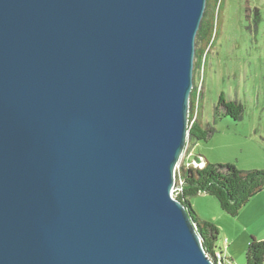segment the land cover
<instances>
[{
  "label": "water",
  "instance_id": "1",
  "mask_svg": "<svg viewBox=\"0 0 264 264\" xmlns=\"http://www.w3.org/2000/svg\"><path fill=\"white\" fill-rule=\"evenodd\" d=\"M205 2L0 0V264H215L172 196Z\"/></svg>",
  "mask_w": 264,
  "mask_h": 264
},
{
  "label": "rangeland",
  "instance_id": "2",
  "mask_svg": "<svg viewBox=\"0 0 264 264\" xmlns=\"http://www.w3.org/2000/svg\"><path fill=\"white\" fill-rule=\"evenodd\" d=\"M213 31V42L192 74L202 126H211L213 132L207 139L189 140L179 164L191 166L193 157L202 155L209 163L264 168V0H221ZM221 93L242 105L241 117L214 114ZM190 204L217 227L213 254L220 253L222 264H243L249 237L264 239V189L235 216L222 212L216 199L204 194Z\"/></svg>",
  "mask_w": 264,
  "mask_h": 264
},
{
  "label": "trees",
  "instance_id": "3",
  "mask_svg": "<svg viewBox=\"0 0 264 264\" xmlns=\"http://www.w3.org/2000/svg\"><path fill=\"white\" fill-rule=\"evenodd\" d=\"M220 4L221 0L205 2L203 16L195 36L194 71L199 67L206 49L211 46L216 35L213 31V19L215 8L217 6L219 9ZM198 98L197 89L193 87L189 101L191 109L188 115V141L207 139L213 132L211 126H202ZM215 103V115L221 111L235 119L241 117L242 105L234 100H227L222 93ZM193 115L195 118L190 124ZM201 157L204 159V165L201 168L180 164L178 177L181 180V188L175 194V198L185 206V210L197 228L205 252L212 258L218 229L213 223L197 215L190 204V199L198 193H204L215 198L223 212L235 216L250 198L264 189V168L239 169L231 163H209L202 155ZM263 263L264 239L250 236L247 240L244 264Z\"/></svg>",
  "mask_w": 264,
  "mask_h": 264
},
{
  "label": "built area",
  "instance_id": "4",
  "mask_svg": "<svg viewBox=\"0 0 264 264\" xmlns=\"http://www.w3.org/2000/svg\"><path fill=\"white\" fill-rule=\"evenodd\" d=\"M196 83H195V81H194V87H196V89H197V84L195 85ZM198 92V91H197ZM194 118H195V115H193V117H192V119L190 120V124L192 123V121L194 120ZM187 144H188V141L186 142V145H185V148H184V150H183V152H182V154H181V157H180V160H181V158H182V156H183V154H184V152H185V150H186V148H187ZM180 160H179V162H180ZM179 162H178V164H177V167H176V169H178L179 168ZM204 165V160L202 159V157L201 156H196V157H193V161H192V164H191V166H194V167H197V168H201L202 166ZM186 166H188V164L186 165ZM176 180H177V183H176ZM178 184V185H177ZM180 184H181V180L179 179V177H178V174H176V176H175V184H174V187H173V190H172V194L174 195V194H176L177 192H178V190L181 188L180 187ZM172 195V196H173ZM208 255V254H207ZM209 256V255H208ZM211 258V257H210ZM209 258V259H210ZM211 260L215 263V264H222V262H223V259H222V257H221V255H220V253H215L214 252V254H213V257L211 258Z\"/></svg>",
  "mask_w": 264,
  "mask_h": 264
},
{
  "label": "crops",
  "instance_id": "5",
  "mask_svg": "<svg viewBox=\"0 0 264 264\" xmlns=\"http://www.w3.org/2000/svg\"><path fill=\"white\" fill-rule=\"evenodd\" d=\"M200 194H204V193H198L197 195H200ZM197 195H196V196H197ZM204 195H206V194H204ZM206 196H208V195H206ZM194 197H195V196H194ZM194 197H192V198L190 199V203H191V201L193 200ZM209 197H210V198H213V197H211V196H209ZM221 211H222V210H221ZM222 212H223V211H222ZM229 261H231V260H229ZM243 264H244V263H243Z\"/></svg>",
  "mask_w": 264,
  "mask_h": 264
}]
</instances>
